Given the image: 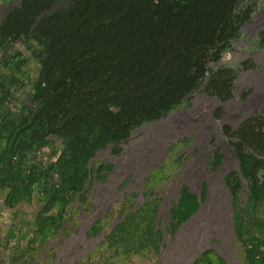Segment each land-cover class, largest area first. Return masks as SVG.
Here are the masks:
<instances>
[{
  "label": "trees",
  "instance_id": "1",
  "mask_svg": "<svg viewBox=\"0 0 264 264\" xmlns=\"http://www.w3.org/2000/svg\"><path fill=\"white\" fill-rule=\"evenodd\" d=\"M260 1L6 0L0 8L2 205L35 200L32 233L44 241L62 227L85 182L111 169L88 167L98 150L126 141L194 93L229 99L237 71L218 61ZM221 133L237 159V174L226 177L237 183L228 187L231 197L243 180L251 206L264 200V114ZM56 141L43 161L39 152ZM153 201L124 211L108 231L102 245L115 258L156 248ZM253 224L257 234L242 239L250 243L245 260L264 264V226ZM101 226L98 219L91 229Z\"/></svg>",
  "mask_w": 264,
  "mask_h": 264
},
{
  "label": "rangeland",
  "instance_id": "2",
  "mask_svg": "<svg viewBox=\"0 0 264 264\" xmlns=\"http://www.w3.org/2000/svg\"><path fill=\"white\" fill-rule=\"evenodd\" d=\"M5 1L0 0V8ZM261 37L264 0L218 61L237 71L230 98L194 93L164 117L142 123L126 141L98 150L88 167L93 172L101 165L111 169L85 182L62 227L44 241L32 233L35 200L11 209L2 205L0 195V264H195L200 257L202 264H249L244 250L250 243L242 239L248 231L257 234L254 222L264 226V200L251 206L243 180L237 197H231L228 187L237 183L226 177L237 174V159L221 129L264 114ZM53 146L59 142L39 152L43 161ZM151 200L159 231L156 248L148 244L134 255L115 258L102 245L106 234L124 211ZM98 219L102 226L97 232L91 225ZM21 253L26 260L20 261Z\"/></svg>",
  "mask_w": 264,
  "mask_h": 264
},
{
  "label": "water",
  "instance_id": "3",
  "mask_svg": "<svg viewBox=\"0 0 264 264\" xmlns=\"http://www.w3.org/2000/svg\"><path fill=\"white\" fill-rule=\"evenodd\" d=\"M248 24V23H247ZM247 24H245V25H247ZM245 25H243L240 29H242Z\"/></svg>",
  "mask_w": 264,
  "mask_h": 264
},
{
  "label": "built area",
  "instance_id": "4",
  "mask_svg": "<svg viewBox=\"0 0 264 264\" xmlns=\"http://www.w3.org/2000/svg\"><path fill=\"white\" fill-rule=\"evenodd\" d=\"M55 177H57V175L55 174Z\"/></svg>",
  "mask_w": 264,
  "mask_h": 264
}]
</instances>
